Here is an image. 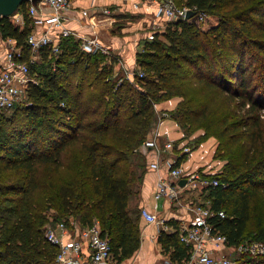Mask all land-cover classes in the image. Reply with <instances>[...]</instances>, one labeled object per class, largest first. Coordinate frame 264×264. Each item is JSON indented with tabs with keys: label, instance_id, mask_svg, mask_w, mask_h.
I'll use <instances>...</instances> for the list:
<instances>
[{
	"label": "trees",
	"instance_id": "16d2710c",
	"mask_svg": "<svg viewBox=\"0 0 264 264\" xmlns=\"http://www.w3.org/2000/svg\"><path fill=\"white\" fill-rule=\"evenodd\" d=\"M175 2L218 22L205 30L171 21L137 54L134 81L114 77L110 56L84 52L74 37L61 39L59 53L41 48L49 70L37 71L32 20L25 14L21 27L2 18L0 39L23 47L37 83L30 104L0 112V264H56L46 225L72 219L81 227L97 219L118 262L131 258L141 245L139 212L129 208L146 165L139 149L158 121L155 105L173 97L181 99L170 116L204 130L198 142L215 137L225 160L210 174L219 185L204 189L211 222L231 245L264 243V0ZM52 207L59 217L50 221ZM159 240L177 264L189 260L178 232L161 231Z\"/></svg>",
	"mask_w": 264,
	"mask_h": 264
},
{
	"label": "built area",
	"instance_id": "2783aa9c",
	"mask_svg": "<svg viewBox=\"0 0 264 264\" xmlns=\"http://www.w3.org/2000/svg\"><path fill=\"white\" fill-rule=\"evenodd\" d=\"M149 1L155 4V16L158 19L170 21L194 19L201 23L208 17L205 13L196 12L193 17L187 18L188 11L193 9L187 6H178L175 0ZM72 10V0H37V2L29 0L26 2V12L18 11L14 18L22 26L26 23L25 14L32 20L33 30L27 41L34 53H38L43 47H49L52 52L59 53L61 39L74 37L80 41L81 48L86 53L102 52L109 55L110 58L116 57L115 52L101 42L97 33L93 35L80 34L65 25ZM103 12L109 14L110 10L105 8ZM14 21L12 20V22ZM42 27L44 29L39 32L38 29ZM2 42H4L7 51L0 61V112L12 110L18 104L26 103L30 84L37 83L36 77L31 73L29 62L21 59L23 47L19 46L13 38L2 40ZM35 59L36 57L32 56L30 62H35ZM138 74L143 76L144 72L139 70ZM135 75L136 71H127L124 78L134 81ZM161 116L163 118L170 117V112L164 111ZM143 145L156 149L159 154L171 151L174 147L173 142L169 139L162 142L158 134L149 136ZM185 151L189 152L190 149L185 148ZM159 166L160 161L150 163L151 168L158 169ZM183 179L186 182L181 185ZM217 185H219V179L202 170L196 169L189 172L182 166L176 165L175 162H169L168 176L159 180L155 198L166 197L180 202L184 190L207 189ZM191 210L194 216L179 235L180 240L190 249V258L185 264H264L261 259L264 255V243L261 241H245L236 245L238 253L243 257L241 260L234 259L224 253L216 254L208 244H226L228 239L216 229L210 220L216 214L211 208V202H194L191 204ZM142 215L149 222L162 223L158 215L147 208L142 209ZM218 215L222 218L226 216V213L221 210ZM65 235H69L70 238L65 240ZM46 238L59 248L56 264L119 263L114 257L110 238L102 234L100 222L97 219L85 227H81L74 219L71 220V226L65 222H59L47 229ZM149 264L177 263L170 256H166Z\"/></svg>",
	"mask_w": 264,
	"mask_h": 264
},
{
	"label": "crops",
	"instance_id": "0c3cea01",
	"mask_svg": "<svg viewBox=\"0 0 264 264\" xmlns=\"http://www.w3.org/2000/svg\"><path fill=\"white\" fill-rule=\"evenodd\" d=\"M72 3L73 10L70 12V18L65 25L80 34L93 35L97 33L101 42L117 55L112 58L107 57L109 65L114 69V74L125 76L127 71H137V50L128 44L122 47L126 40H120L117 36H112L110 33L111 28L114 27L117 18H120L121 14L128 12L141 14V21L152 23L150 22L151 19V21L155 20L153 23H159L160 25L159 19L155 16V4L149 0H72ZM105 8L110 10L109 14L103 12ZM117 10L119 11L117 12ZM84 12H87V14H84ZM43 29V27L39 28L38 31L41 32ZM6 51V46L0 39V61ZM180 99L173 97L164 100L161 104L157 103L155 105L156 112L161 114L164 111L174 110ZM158 117V121L149 136L158 134L162 142L169 139L173 142L174 147L171 151L162 154H159L156 149L145 145H142L139 149L146 165L143 177L136 185L137 192L132 196L129 208L139 212L141 245L131 258L119 262L120 264H149L170 256V251H166L159 240L161 231L168 234L178 232L180 235L182 229L191 222L194 216L191 204L199 200L202 202L210 201L205 198L207 192L204 189L184 190L180 202H175L166 197L155 198L159 180L168 176L169 162L177 163L179 159L181 160L180 166L189 172L196 169L207 174L220 172V168L215 166L217 162L214 161L217 147V140L214 137L207 138L198 142L196 146H192L197 138L203 134L202 132L186 135L184 129L173 117L163 118L161 115ZM190 144L192 147H190ZM185 148H189L190 151L186 152ZM156 161H160L159 168H151L150 163ZM202 198L204 199L201 200ZM143 208L157 214L162 223L157 224L146 220L142 215ZM72 233L75 234L73 231ZM69 238V235L64 236L65 240ZM208 246L216 254L224 253L237 260L243 259L238 253L236 245L210 243Z\"/></svg>",
	"mask_w": 264,
	"mask_h": 264
},
{
	"label": "rangeland",
	"instance_id": "374dc122",
	"mask_svg": "<svg viewBox=\"0 0 264 264\" xmlns=\"http://www.w3.org/2000/svg\"><path fill=\"white\" fill-rule=\"evenodd\" d=\"M118 11L119 10H117V12ZM141 17H142L141 14H136V13H131V12L121 14L120 18H117L116 23L114 24V27L111 28L112 31L110 32L112 36H117L120 40H122V39L126 40V42L123 43L122 47H124V45L128 44L130 47H132V48L134 47L135 50H137V54L144 50L146 41L154 40L155 33L162 32L163 30H165V28H167V25L171 22L170 20L159 19V21H158V22H160V25H159V23H153L155 20L151 21V19H150V22H152V23H146V22L140 20ZM206 18L207 19L205 21H202L201 23L196 22L194 19H192L191 21L194 22L198 27L205 29V30L211 28L214 24H216L218 22V18L216 16L209 15ZM10 19L15 20L13 22L15 25L22 27V25H19L16 22V19L14 18V16H11ZM108 35L110 37H112L110 34H108ZM161 38H163L165 40L164 37H161ZM127 40H129V41H127ZM129 46H127V47H129ZM39 54L40 53L34 54V56L36 57V59H35L36 60L35 62L37 65L36 70L37 71L42 70L43 72L45 70L46 71L49 70L48 65L42 63V60H41ZM139 68H140V70L143 69L141 67H139ZM115 75L117 77L121 76V75L114 74V77H115ZM29 101L30 100L27 99L25 104L28 105ZM162 102L163 101L158 102V104H161ZM14 112L15 111L13 109L4 111V113H6L7 115H12ZM161 114L157 113V118H159L158 116ZM18 115H19L18 118L16 117L17 123L25 122L24 116H22V114H18ZM183 129H184L186 135H191L195 132H202L204 134V130H202V129H193V130H191V129L188 130L187 128H183ZM197 143H198V141L194 142V144H192V146H196ZM192 146L190 144V147H192ZM217 146H218V140H217ZM216 149H217V147H216ZM216 149H215L214 161L217 162V165L215 164V166L219 167L220 171H223L225 160L220 157V155L218 154L219 152L217 153ZM221 162H222V164H220ZM203 199L204 198H202L201 200H203ZM197 202H202V201L199 200ZM258 204H263V202H261V203L259 202ZM261 207H262V205L259 206V208L257 209L258 211L257 210H255V211L261 213V211H260ZM47 214H48V217L50 218L49 219L50 221L54 220L56 217H59V213H58L57 209H55L53 207L47 211ZM255 219H256V217H255ZM59 220L62 221L61 219H58L57 222H59ZM52 225H55V224H53V223L51 224L49 222V223H47L46 227L49 228Z\"/></svg>",
	"mask_w": 264,
	"mask_h": 264
},
{
	"label": "water",
	"instance_id": "95a60500",
	"mask_svg": "<svg viewBox=\"0 0 264 264\" xmlns=\"http://www.w3.org/2000/svg\"><path fill=\"white\" fill-rule=\"evenodd\" d=\"M29 0H0V24L4 16H14L18 11L21 5ZM37 2V0H34ZM196 11L189 10L187 18H191L195 15ZM186 180H181V185L185 184Z\"/></svg>",
	"mask_w": 264,
	"mask_h": 264
}]
</instances>
